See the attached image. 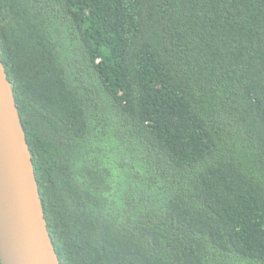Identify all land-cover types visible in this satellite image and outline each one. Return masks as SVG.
<instances>
[{"label":"trees","instance_id":"16d2710c","mask_svg":"<svg viewBox=\"0 0 264 264\" xmlns=\"http://www.w3.org/2000/svg\"><path fill=\"white\" fill-rule=\"evenodd\" d=\"M0 59L60 264H264V0H0Z\"/></svg>","mask_w":264,"mask_h":264},{"label":"water","instance_id":"95a60500","mask_svg":"<svg viewBox=\"0 0 264 264\" xmlns=\"http://www.w3.org/2000/svg\"><path fill=\"white\" fill-rule=\"evenodd\" d=\"M0 264H60L29 146L0 59Z\"/></svg>","mask_w":264,"mask_h":264}]
</instances>
